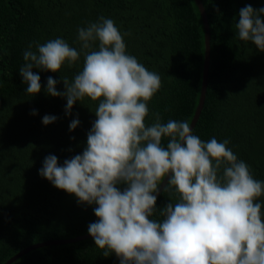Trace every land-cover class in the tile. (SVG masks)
<instances>
[{"label": "trees", "instance_id": "obj_1", "mask_svg": "<svg viewBox=\"0 0 264 264\" xmlns=\"http://www.w3.org/2000/svg\"><path fill=\"white\" fill-rule=\"evenodd\" d=\"M202 1L212 34L211 63L205 104L193 134L205 142L213 137L218 142L228 139L238 160L249 166L255 179L264 181V52L240 41L235 29L240 10L247 5L258 10L264 0ZM100 17L115 22L126 54L161 78L160 90L148 103L146 125L154 123L155 113L161 123L177 120L189 125L195 115L205 60V27L195 0H0V264L31 245L87 234L98 219L96 205L79 204L74 194L54 187L39 170L48 155H55L63 165L87 145L98 102L86 97L66 114V99L52 97L45 89L51 76L58 82L57 90L65 91L62 78L71 82L82 70L84 52L97 50L98 42L81 50L78 29ZM56 38L75 48L80 58L71 68L66 62L60 72L34 67L41 91L31 97L19 73L24 52L29 45L35 52L37 44ZM45 115L57 119L44 125ZM74 119L80 123L70 131ZM167 143L164 138L162 145ZM117 187L123 190L127 185ZM176 199L163 188L152 219L162 220L159 211ZM260 202L264 211V197ZM12 264L120 261L114 253L104 257L93 238L87 237L35 248Z\"/></svg>", "mask_w": 264, "mask_h": 264}, {"label": "clouds", "instance_id": "obj_2", "mask_svg": "<svg viewBox=\"0 0 264 264\" xmlns=\"http://www.w3.org/2000/svg\"><path fill=\"white\" fill-rule=\"evenodd\" d=\"M264 7L247 5L235 23L236 36L264 52ZM127 35V34H124ZM84 63L71 82L62 78L65 91L47 78L46 93L65 98V113L86 97L98 102L96 120L87 134L82 154L66 159L55 155L43 161L39 175L57 189L78 198L82 205H96L98 218L88 227L97 248L120 264H264V181L255 179L249 166L228 147L230 141L215 137L202 141L187 121L161 123L159 113L150 126L148 103L161 88L159 74L126 54V44L115 22L100 17L78 29ZM24 52L19 73L26 94L41 91L42 71L71 68L80 53L62 38L37 44ZM32 115H36L33 110ZM57 117L45 115L44 125ZM74 119L69 130H75ZM168 143L162 145V140ZM170 176L164 192L176 202L156 213L159 186ZM125 184L123 190L117 187Z\"/></svg>", "mask_w": 264, "mask_h": 264}, {"label": "water", "instance_id": "obj_3", "mask_svg": "<svg viewBox=\"0 0 264 264\" xmlns=\"http://www.w3.org/2000/svg\"><path fill=\"white\" fill-rule=\"evenodd\" d=\"M195 1H196L197 5L200 9V12H201V15L203 18L204 27H205V60H204L201 95H200L199 103H198L196 111H195V115H194V117H193V119L189 125L190 128H192V130L195 128V126L197 124V121L201 115V112H202V109L204 107L205 100H206L208 79H209V73H210V63H211V36H212L211 29H210V23H209V19H208V14H207L206 8L204 6V3L202 0H195ZM169 179H170V176L164 178L161 185L159 186L158 193H155L157 195V197L162 192L163 188L166 186ZM87 237H91V235L89 233H87V234H84L82 236H78V237H74V238L45 241V242H41L38 244H34V245H31V246L21 250L16 255L11 257L8 261H6L4 264H12L13 262H15L17 259H19L21 256H23L27 252H29L35 248H38V247H42V246L49 245V244H62V243L76 242V241L82 240V239L87 238Z\"/></svg>", "mask_w": 264, "mask_h": 264}]
</instances>
